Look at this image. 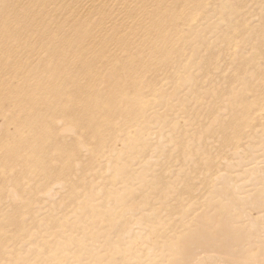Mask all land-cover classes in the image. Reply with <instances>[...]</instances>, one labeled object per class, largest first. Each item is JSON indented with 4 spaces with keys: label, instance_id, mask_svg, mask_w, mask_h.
Masks as SVG:
<instances>
[{
    "label": "rangeland",
    "instance_id": "rangeland-1",
    "mask_svg": "<svg viewBox=\"0 0 264 264\" xmlns=\"http://www.w3.org/2000/svg\"><path fill=\"white\" fill-rule=\"evenodd\" d=\"M146 4L95 8L124 42L82 43L0 155V264H264V0Z\"/></svg>",
    "mask_w": 264,
    "mask_h": 264
},
{
    "label": "bare ground",
    "instance_id": "bare-ground-1",
    "mask_svg": "<svg viewBox=\"0 0 264 264\" xmlns=\"http://www.w3.org/2000/svg\"><path fill=\"white\" fill-rule=\"evenodd\" d=\"M106 1L110 0H0V139H3L2 144L0 143V155L4 152H9L11 155L13 150L19 149L20 152L24 150V140L28 135L27 132L20 131L19 126L28 121V118L34 120L37 125L41 122L42 117L36 113L38 105L45 101L48 102V98L42 95V90H45L46 87L56 88L59 86L56 76L66 69H71L73 62L71 64L70 62L76 54L80 53L77 48L82 43L90 49L93 39H102L100 45L105 49V39L114 43L124 42V39L118 37L119 33L115 30L119 25L111 27L113 24L108 16L102 15L98 19L93 18L95 8ZM146 2L150 3L153 0H141L142 12L149 13L145 8ZM93 22H95V29L88 30V24H93ZM108 29H112L113 32H108ZM97 31H100L101 34H98ZM35 32L38 36L33 41ZM103 33H106L107 36ZM105 50L96 58L101 60L107 57ZM88 54H83L84 59ZM24 59H29L28 61H32V63L42 59L41 64H44V68L49 69V76L53 80L47 82L46 85L45 82H39L38 79L28 82L25 74L21 72L24 68L22 66ZM120 77L121 74L117 76V80H120ZM27 88H30V94H21ZM122 93L118 92L117 96L122 97L124 95ZM18 95H21L22 101L14 99ZM29 96L34 100L27 106L26 102ZM91 96L92 93L87 95L89 101ZM110 100L111 103L99 104L95 108L96 111L106 113L117 111L116 104L120 99L116 100V97L112 96ZM15 108L18 110L29 109L31 114L22 116L19 113H14ZM62 112L70 118L75 116L66 108ZM77 119L79 120L81 117H77ZM97 135L100 133L98 132ZM3 161L0 162V178L4 174L2 166L4 168L12 166L11 158L5 161L6 165H2Z\"/></svg>",
    "mask_w": 264,
    "mask_h": 264
}]
</instances>
